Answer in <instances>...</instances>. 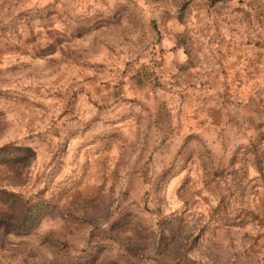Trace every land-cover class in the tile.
<instances>
[{
	"label": "rangeland",
	"instance_id": "rangeland-1",
	"mask_svg": "<svg viewBox=\"0 0 264 264\" xmlns=\"http://www.w3.org/2000/svg\"><path fill=\"white\" fill-rule=\"evenodd\" d=\"M12 151L0 264H264V0H0Z\"/></svg>",
	"mask_w": 264,
	"mask_h": 264
},
{
	"label": "trees",
	"instance_id": "trees-1",
	"mask_svg": "<svg viewBox=\"0 0 264 264\" xmlns=\"http://www.w3.org/2000/svg\"><path fill=\"white\" fill-rule=\"evenodd\" d=\"M17 153L12 152H0V156L3 157H13L16 156ZM0 197L5 198L7 202H10L11 205H18L16 207V211H21L20 214L23 216V219L20 221V224L17 226L23 227L29 224L30 221L33 220L34 215L38 213V211L43 210L46 211L52 207V204L46 201H40L37 203V205H32L30 207H24L22 206V201L20 198H18L13 193H9L6 191H0ZM5 224V225H3ZM11 225V221H2L0 220V229L3 228V226Z\"/></svg>",
	"mask_w": 264,
	"mask_h": 264
}]
</instances>
